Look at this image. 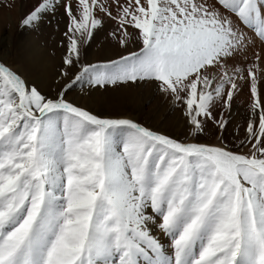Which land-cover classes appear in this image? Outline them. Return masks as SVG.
<instances>
[{
    "label": "snow or ice",
    "instance_id": "snow-or-ice-1",
    "mask_svg": "<svg viewBox=\"0 0 264 264\" xmlns=\"http://www.w3.org/2000/svg\"><path fill=\"white\" fill-rule=\"evenodd\" d=\"M61 7L60 75L78 71L55 96L0 63V264H264V0H36L21 27ZM109 19L119 47L139 50L83 63ZM145 81L193 135L209 121L222 133L247 87L241 150L180 141L67 96L78 83Z\"/></svg>",
    "mask_w": 264,
    "mask_h": 264
},
{
    "label": "rangeland",
    "instance_id": "rangeland-1",
    "mask_svg": "<svg viewBox=\"0 0 264 264\" xmlns=\"http://www.w3.org/2000/svg\"><path fill=\"white\" fill-rule=\"evenodd\" d=\"M35 3L36 0H20V2L16 0H2L0 2V63L16 70L29 85L37 87L43 94L55 96L70 81L72 75L78 71V68L71 69L68 77H61L60 75V70L64 67L63 57L66 53L67 45V41L63 35L66 30L67 17L64 15L62 7L57 9L55 16H46L43 22L35 29L21 27V18L31 10ZM20 6L23 8V14L18 16L17 12ZM115 27V23L110 19L105 21L103 27L110 39V42L106 46H103L104 50L111 46L117 47L118 50V53L112 55L110 59H116L120 55H127L130 51H138L140 48L139 42L133 43L127 48L119 47L117 42L108 35ZM49 30L51 33L53 32L52 30L58 31L60 53H57L52 47V38L49 36ZM129 31L133 30L129 28ZM105 40L102 39L101 42L103 43ZM95 44L93 43V47L91 48L94 52L99 48ZM7 49L11 53L6 58L4 54ZM87 51L85 48L83 49V63H94L88 59L91 53ZM120 51L125 52L119 54ZM147 86L149 91L147 90ZM115 87H126L128 89L124 92V95L128 99L127 106L122 109L120 108L121 110H117L115 106H107L98 110L99 100L105 97L104 93L106 89ZM107 88L97 90L90 88L86 83H78L72 86L67 92V96L80 106L102 116L129 117L145 127H149L154 131L169 135L180 141L208 145H219L223 142L234 151L241 150V141L245 140L246 137L245 127L251 106L247 87L235 99L230 122L222 133L216 124L209 121L205 131L196 135L191 134V129L181 108L174 106L169 99L157 90L156 82L145 81L137 84H120L108 86ZM243 151L247 152V148H243Z\"/></svg>",
    "mask_w": 264,
    "mask_h": 264
},
{
    "label": "bare ground",
    "instance_id": "bare-ground-1",
    "mask_svg": "<svg viewBox=\"0 0 264 264\" xmlns=\"http://www.w3.org/2000/svg\"><path fill=\"white\" fill-rule=\"evenodd\" d=\"M16 1L20 2V0H16ZM17 14H18V16H21L23 14V8L21 6L18 8ZM57 27H59V26H57ZM104 29L105 28L98 31L96 33V35L94 36L93 40L86 47H84L86 50H88L91 53V54H89L90 58H88V59H90L94 63H97L98 61L110 59V57L112 55H115L118 53L117 47H114V46H111V47L106 48L104 50L103 46H106L110 42V39L107 36V31ZM57 30H59V28H57ZM57 30H52L53 31L52 33L50 32V30L48 32H49V36H51V38H52V47L54 48V50L57 53H60L61 52V48L59 46L60 38L58 39L59 35H58ZM0 32H1V30H0ZM102 39H106V40L102 43L101 42ZM47 40H48V38H47ZM93 43H96L95 44L96 47H99L97 49V51H95V52L93 49H91L93 47V45H92ZM122 52H125V51H120L119 54H121ZM10 53L11 52L8 49L5 51L4 55H6V58L10 55ZM148 86H147V90L149 91ZM127 90L128 89L126 87H124V88H117V87L107 88L105 93H104L105 97L100 98V100H99L98 110H101L102 108H105L107 106H112V107L115 106V107H117V110H121L122 108L126 107L128 99H127V96L124 95V92H126ZM127 118H129V117H127ZM238 127H236V128H238ZM217 143H219V142H217ZM157 235H160L162 237V239H167L166 237H163L162 234L159 232H157Z\"/></svg>",
    "mask_w": 264,
    "mask_h": 264
}]
</instances>
